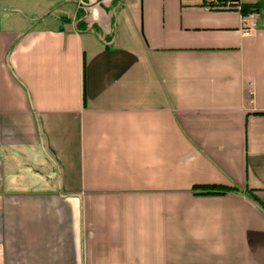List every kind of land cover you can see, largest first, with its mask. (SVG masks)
<instances>
[{
    "label": "crops",
    "instance_id": "crops-1",
    "mask_svg": "<svg viewBox=\"0 0 264 264\" xmlns=\"http://www.w3.org/2000/svg\"><path fill=\"white\" fill-rule=\"evenodd\" d=\"M35 2L70 23L8 30ZM257 2L0 0V264H264Z\"/></svg>",
    "mask_w": 264,
    "mask_h": 264
},
{
    "label": "rangeland",
    "instance_id": "rangeland-1",
    "mask_svg": "<svg viewBox=\"0 0 264 264\" xmlns=\"http://www.w3.org/2000/svg\"><path fill=\"white\" fill-rule=\"evenodd\" d=\"M75 8V4H69V6L63 7L61 9L58 5L53 4L48 9V12L45 14H41L40 11L43 10L41 4L35 3H26V4H8L7 5V28L9 29H17L25 31L27 29L33 28H42L49 27L53 28L55 26L61 25L60 20H54V17H62L68 15L69 17L72 15ZM18 9L19 12H14ZM62 12H60V11ZM83 14H85L83 9H80ZM261 12V9L258 11ZM263 12H261L262 14ZM260 14V15H261ZM262 20V16L259 17V21ZM12 22L15 23L14 27H12ZM4 25V24H3ZM19 160V158L17 159ZM23 169H27L26 166H22Z\"/></svg>",
    "mask_w": 264,
    "mask_h": 264
},
{
    "label": "trees",
    "instance_id": "trees-1",
    "mask_svg": "<svg viewBox=\"0 0 264 264\" xmlns=\"http://www.w3.org/2000/svg\"><path fill=\"white\" fill-rule=\"evenodd\" d=\"M83 1V0H82ZM230 4H237V0H216L215 2H210L207 3V6H209V10L211 11H222L225 10L223 6L226 3ZM203 6V3H201ZM261 3L257 2L255 4H241L240 10L242 14H247L250 11L258 12L261 7ZM62 22V25H68L70 23V20L66 17H62L60 19V23ZM74 30L76 32H89L92 31L94 34L101 39L102 41L104 40V36L102 35V31L98 28L97 25H88L85 22V14L81 10H77L76 12V17H75V22H74ZM111 38V37H109ZM238 190L236 188H229V187H224V186H215V185H210V186H193L191 189V192L194 195H223L228 192H237ZM245 195L247 198L251 199L255 203H257L262 209H264L263 205L259 202L258 198L253 195L252 190L247 189L245 191Z\"/></svg>",
    "mask_w": 264,
    "mask_h": 264
},
{
    "label": "built area",
    "instance_id": "built-area-1",
    "mask_svg": "<svg viewBox=\"0 0 264 264\" xmlns=\"http://www.w3.org/2000/svg\"><path fill=\"white\" fill-rule=\"evenodd\" d=\"M216 0H201V2L203 3L204 9H208L209 10V6H207V3L210 2H215ZM223 8L225 10H237L238 13L241 15V20H242V24L244 26H247L248 24H251L252 27H255V19H256V12L254 11H250L247 14H242L241 10H240V6L238 4H230L229 2L226 3ZM245 34H249V31H245Z\"/></svg>",
    "mask_w": 264,
    "mask_h": 264
}]
</instances>
